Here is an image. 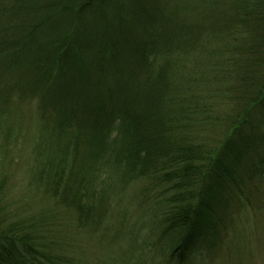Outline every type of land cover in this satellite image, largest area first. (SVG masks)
<instances>
[{
	"label": "trees",
	"instance_id": "obj_1",
	"mask_svg": "<svg viewBox=\"0 0 264 264\" xmlns=\"http://www.w3.org/2000/svg\"><path fill=\"white\" fill-rule=\"evenodd\" d=\"M134 185V264L264 205V0H0V264H85Z\"/></svg>",
	"mask_w": 264,
	"mask_h": 264
},
{
	"label": "rangeland",
	"instance_id": "obj_2",
	"mask_svg": "<svg viewBox=\"0 0 264 264\" xmlns=\"http://www.w3.org/2000/svg\"><path fill=\"white\" fill-rule=\"evenodd\" d=\"M18 179V177H16ZM14 182L13 179L10 183ZM139 183V186H143ZM131 196H135L134 205L122 204L120 210H126V223L114 232L117 228L112 224L111 232L103 239L97 240L98 236H84L81 244L86 258L85 264H134L136 257L131 254H124L123 249L128 246L129 231H139L138 243H141L147 235L148 239L157 234L154 226L150 227V214L143 208L152 207L153 204L146 197V205L143 203L141 189L137 185L131 187ZM262 204V203H261ZM263 206V207H262ZM258 207V206H256ZM232 214V213H231ZM123 215V214H122ZM115 224L119 225L121 217L115 216ZM156 240V238H155ZM102 241V242H101ZM101 242V243H100ZM197 263L201 264H264V205L258 210L248 209L242 212L239 219L235 220L230 226L222 240L215 248H211L199 258Z\"/></svg>",
	"mask_w": 264,
	"mask_h": 264
}]
</instances>
